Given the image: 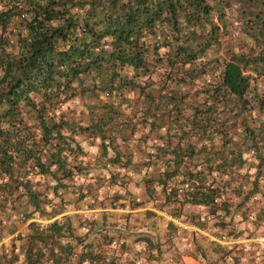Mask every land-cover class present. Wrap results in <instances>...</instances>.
Wrapping results in <instances>:
<instances>
[{"label":"trees","instance_id":"trees-1","mask_svg":"<svg viewBox=\"0 0 264 264\" xmlns=\"http://www.w3.org/2000/svg\"><path fill=\"white\" fill-rule=\"evenodd\" d=\"M230 35L212 67L219 78L193 91L209 66L191 65ZM263 79L264 0H0V241L28 231L12 239L23 242L7 264H65L75 254L80 264H114L65 214L89 193L82 135L100 138L111 164L142 173L150 199L161 194L158 206L177 220L206 227L205 207L249 215L247 202L264 191ZM72 101L86 105L78 117ZM128 175L110 177L125 185ZM167 223L173 241L180 227Z\"/></svg>","mask_w":264,"mask_h":264},{"label":"rangeland","instance_id":"rangeland-1","mask_svg":"<svg viewBox=\"0 0 264 264\" xmlns=\"http://www.w3.org/2000/svg\"><path fill=\"white\" fill-rule=\"evenodd\" d=\"M214 21L222 26V22L217 15L214 16ZM231 29L232 33L234 32V38H239L241 33L239 36H235V31L239 30L235 29V27H231ZM206 31H210V27H208ZM220 40V42L215 43L207 49L206 53L202 54L191 65L193 69L201 71H207L204 68L202 69V64H205L207 68L209 66V70L205 73L201 72L194 81L192 87L193 91H195V89L209 87L210 83L219 78L221 70L219 68L212 69V67L215 66L214 64H216L214 60L225 55L227 45L229 41L232 40V35L223 36ZM237 43V40H233V45L230 43L231 45L229 46L234 47L237 51L239 50L238 47L234 46V44ZM156 76L157 74H155V77ZM259 91L264 92V79L260 82ZM200 96L204 98L203 94ZM68 106L69 109L67 108V111L76 110V117H78V112L80 110L86 108V105L81 101H72ZM65 107H67V105ZM147 131L148 129H141V131L137 132L135 135L136 143L139 137ZM154 138L155 135L153 134L149 137V140ZM78 139L83 148L88 152L87 160L89 165H91L88 175L84 174L80 180V182H87V184H89L86 188V191L88 190L89 193L87 197L81 201H76V195L74 198L75 202L68 206V210L65 214L73 215L74 233L82 236L86 235V242H94L97 244V251L103 253L106 259L112 260L114 264H132L134 249L141 250L138 251V254H142L144 251V247H142L144 242L149 243L148 246L152 247L155 257L165 259L171 256L170 264H175L173 259H178L179 252L184 254L187 253L188 250L190 252L193 249L204 258L203 263L205 262V264L225 263L227 250H221L220 246L228 245V243L224 244V242L230 240L229 235L232 233L231 230L233 227L239 229V223L247 217V223L250 224L252 229L264 231V191L255 194V197L247 202L250 208L249 215L242 216L240 209L237 208L235 211L236 208L234 207L230 215L225 216L224 211H219L220 215L215 217L210 214V209L205 207L201 211V217L206 219L207 216H209L206 227L196 224L195 227L192 226L191 222H186V224L179 223V219L177 221L176 217L167 212L170 211V209L166 210L158 206L159 202L162 203L160 200H163L161 194H159L158 199H150L145 183L142 180V173L137 174L136 172V174H134L131 172V168H122L110 163L109 156L113 154V151L110 150L109 155L104 154L100 146V138L92 140L88 136L82 135L79 136ZM154 169L156 168L152 167L150 171ZM143 170L144 173L147 168L143 167ZM119 171L124 174L131 173V175H128V183L125 185H121L120 183L117 184L115 181H112L110 177L111 173ZM254 171L255 170L252 172ZM118 179L119 182H121L122 178ZM263 184L264 183L261 184L262 187ZM261 190L264 189L262 188ZM234 200L236 202L240 201L239 198H234ZM136 201H145L146 203L134 208L131 204ZM192 209H194V207L188 206L185 212H193ZM147 210L153 211L155 214L150 216L144 215L143 213ZM63 215L64 214H60L57 218ZM0 217L8 222L7 216ZM12 218L14 219L16 216ZM54 219L39 218L40 221L45 223L53 221ZM168 221H174L180 227V233L177 236L175 234L173 251L169 250L166 252L164 242L165 240H170L166 237V226ZM26 228L27 224L21 226L15 233L10 234L9 230L6 232V236L0 241V264H7L4 255L11 252L14 248L13 243L17 245L16 250H20V245L23 241L16 240L14 242L12 239L20 232L28 233ZM206 232H212L216 238H211V234H207ZM111 239L113 243L111 245L107 244L108 240L110 241ZM74 243L76 242L74 241ZM123 243L126 244V246H123ZM84 244L86 243L76 246L77 253L81 252ZM198 245L199 249H197ZM126 247L127 249H125ZM230 248H232V246ZM223 258H225L224 261H222ZM232 261L235 262V256H232ZM239 262L238 260V263ZM65 264H80L78 255L75 254L73 258ZM85 264L90 263L87 262Z\"/></svg>","mask_w":264,"mask_h":264},{"label":"crops","instance_id":"crops-1","mask_svg":"<svg viewBox=\"0 0 264 264\" xmlns=\"http://www.w3.org/2000/svg\"><path fill=\"white\" fill-rule=\"evenodd\" d=\"M247 220L248 219L246 217L245 220L239 223L238 225L239 229L237 228L235 230L237 234L236 236L230 237L229 238L230 240L224 242V244L228 243V245L221 246L224 247L225 250H227V255L225 257L226 262L225 263L221 262L220 264H237L238 260L240 261L238 264H264V231L252 229L250 224L247 223ZM179 223L186 224V222L182 220H179ZM192 226H195V224L193 225L192 223ZM206 233L211 234L210 235L211 238L214 239L216 238L212 232H206ZM164 243L166 247V252H168L169 250L173 251L174 240L173 241L165 240ZM148 245L149 243L147 242L143 243L142 247H144V251L142 254H139L140 257L139 259L136 260V258H134L135 259L134 263L136 264H170L171 263V256L165 259L157 258L154 256V250L152 249V247ZM231 246L232 248H230ZM197 249H199V245ZM137 250L141 251L139 249H134V251ZM135 254L136 252H134V255ZM232 256H235V262L232 261ZM225 258H223L222 261H224ZM203 260L204 258H202L201 255L198 254V252L194 249L191 250L190 252L188 250V252L184 254L179 252L178 259L175 260L173 259V261H175V264H205V262L203 263Z\"/></svg>","mask_w":264,"mask_h":264},{"label":"built area","instance_id":"built-area-1","mask_svg":"<svg viewBox=\"0 0 264 264\" xmlns=\"http://www.w3.org/2000/svg\"><path fill=\"white\" fill-rule=\"evenodd\" d=\"M191 29H193V27ZM239 35H240V32L239 31H235V36H239ZM167 39L171 40L170 36H168ZM179 233H180V231L178 232V234Z\"/></svg>","mask_w":264,"mask_h":264}]
</instances>
